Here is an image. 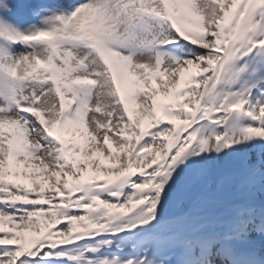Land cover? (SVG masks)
<instances>
[{"label": "snow or ice", "instance_id": "6c2138e0", "mask_svg": "<svg viewBox=\"0 0 264 264\" xmlns=\"http://www.w3.org/2000/svg\"><path fill=\"white\" fill-rule=\"evenodd\" d=\"M0 264H264V0H0Z\"/></svg>", "mask_w": 264, "mask_h": 264}, {"label": "rangeland", "instance_id": "374dc122", "mask_svg": "<svg viewBox=\"0 0 264 264\" xmlns=\"http://www.w3.org/2000/svg\"><path fill=\"white\" fill-rule=\"evenodd\" d=\"M57 179H59V178H57ZM66 179H68V180H69V182H71V180H72V178H71V177H67ZM45 187H47V185H45ZM37 190H39V189H37ZM30 234H33V233H30Z\"/></svg>", "mask_w": 264, "mask_h": 264}]
</instances>
